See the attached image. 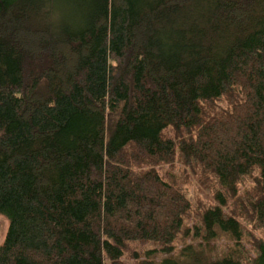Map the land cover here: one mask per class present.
Instances as JSON below:
<instances>
[{
    "label": "trees",
    "instance_id": "1",
    "mask_svg": "<svg viewBox=\"0 0 264 264\" xmlns=\"http://www.w3.org/2000/svg\"><path fill=\"white\" fill-rule=\"evenodd\" d=\"M175 156L221 191L172 254L189 203L154 165ZM225 195L264 230V0H0V264H126L129 241L157 246L138 264H240L206 249L240 239Z\"/></svg>",
    "mask_w": 264,
    "mask_h": 264
},
{
    "label": "rangeland",
    "instance_id": "2",
    "mask_svg": "<svg viewBox=\"0 0 264 264\" xmlns=\"http://www.w3.org/2000/svg\"><path fill=\"white\" fill-rule=\"evenodd\" d=\"M114 118L115 115L112 113L106 115L107 127L112 124ZM182 132L184 131H176L169 127L164 131V135L171 139H176L177 134L178 136L183 135ZM154 170L166 182L176 186L189 203V209L183 218L182 229L172 242V254H176L177 250L186 245L196 248V245L201 242L200 235H194L195 232L199 231L200 215L208 207L217 205L213 195L216 191H221V188L211 174L200 172V167L197 164L193 162L185 164L177 156L170 163L154 165ZM255 175L256 172H253L249 176L241 178L237 186L236 197L251 188ZM234 200L235 198L225 195L226 205L223 206V210L225 213L232 211L236 214L235 217L240 226V239L235 243L228 233L216 231L214 237L207 244L206 249L209 250V254L215 256H222L230 252L240 264H245L254 255L253 241L256 239L264 241V230L251 218L239 214L234 206ZM6 226V219L0 216V243L3 240ZM201 245H203L202 242ZM150 248H157V246L150 242H126L120 261L126 264H138L145 257V250ZM163 256V253L157 251L154 254V260L157 261Z\"/></svg>",
    "mask_w": 264,
    "mask_h": 264
}]
</instances>
